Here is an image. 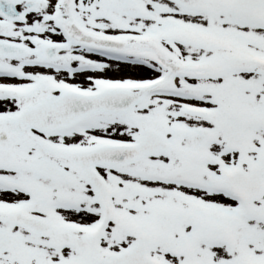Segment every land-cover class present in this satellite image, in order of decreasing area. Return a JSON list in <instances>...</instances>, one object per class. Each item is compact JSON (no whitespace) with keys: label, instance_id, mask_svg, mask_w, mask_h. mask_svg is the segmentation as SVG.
Masks as SVG:
<instances>
[{"label":"snow or ice","instance_id":"obj_1","mask_svg":"<svg viewBox=\"0 0 264 264\" xmlns=\"http://www.w3.org/2000/svg\"><path fill=\"white\" fill-rule=\"evenodd\" d=\"M0 264H264V0H0Z\"/></svg>","mask_w":264,"mask_h":264}]
</instances>
